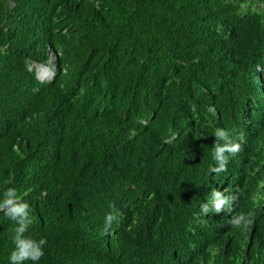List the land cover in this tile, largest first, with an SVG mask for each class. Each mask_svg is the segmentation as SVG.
<instances>
[{
    "label": "trees",
    "instance_id": "16d2710c",
    "mask_svg": "<svg viewBox=\"0 0 264 264\" xmlns=\"http://www.w3.org/2000/svg\"><path fill=\"white\" fill-rule=\"evenodd\" d=\"M216 128L241 143L220 175ZM261 138L264 0H0V198L29 202L40 264H264ZM213 189L232 212H201Z\"/></svg>",
    "mask_w": 264,
    "mask_h": 264
},
{
    "label": "clouds",
    "instance_id": "9594fccd",
    "mask_svg": "<svg viewBox=\"0 0 264 264\" xmlns=\"http://www.w3.org/2000/svg\"><path fill=\"white\" fill-rule=\"evenodd\" d=\"M261 69L262 68L259 66L257 67V71ZM210 111L214 110L210 109ZM213 136L216 138V143L214 147H212V159L215 161V166H213L210 171L215 172L216 175H220L221 173H227L230 157L240 152L241 143L236 142L231 131L227 128H216ZM175 138L176 135L174 134L171 139L174 140ZM254 150L256 153H264V138H261L260 142L258 141V145ZM250 154L251 156L248 160H241H243L246 165L250 162H254L255 169L261 167L264 163V157L258 156L255 153ZM257 181H261V188L264 189V169L259 170V178ZM10 183V180L4 181L6 185ZM226 191L228 192V190ZM240 195H242V193L239 189L227 195L219 190L213 189L211 194L207 197V203H202L200 205V210L204 215L210 213L219 214L224 211L232 212L234 206H236L239 201ZM244 197L246 201L244 210H247V197L245 195ZM258 199L259 196H256L254 202L256 203ZM260 200L264 201V197H261ZM30 211L29 202L22 200L14 187H7L2 192V198H0V213L15 224L12 236L14 248L8 258L9 264H27V262H31V264H40L41 258L45 255L44 249L47 245V240L45 238L34 239L30 234H27L33 223ZM254 219L255 214L253 211H241L232 217L230 224L232 228L244 231L254 223ZM114 220H116V216L112 213L107 214L105 217V223L109 226L112 225ZM251 235L254 238H258V240L264 238V221L261 223L259 230L256 233H251ZM258 258H264V252H262ZM228 260L230 264H242L243 256L237 253L236 255L229 256ZM194 262L193 264H202L198 260Z\"/></svg>",
    "mask_w": 264,
    "mask_h": 264
},
{
    "label": "rangeland",
    "instance_id": "374dc122",
    "mask_svg": "<svg viewBox=\"0 0 264 264\" xmlns=\"http://www.w3.org/2000/svg\"><path fill=\"white\" fill-rule=\"evenodd\" d=\"M53 61H54V59H53ZM41 70V74H38L39 75V77L42 79V80H47V79H49V78H51L52 77V71L50 70V68L49 67H40L39 69H38V72Z\"/></svg>",
    "mask_w": 264,
    "mask_h": 264
}]
</instances>
